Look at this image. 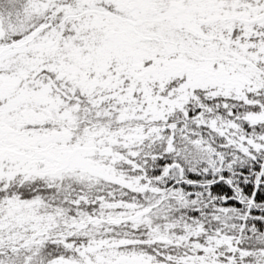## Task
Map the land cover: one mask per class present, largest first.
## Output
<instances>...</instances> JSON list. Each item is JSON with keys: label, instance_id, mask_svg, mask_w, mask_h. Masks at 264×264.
Listing matches in <instances>:
<instances>
[{"label": "snow or ice", "instance_id": "obj_1", "mask_svg": "<svg viewBox=\"0 0 264 264\" xmlns=\"http://www.w3.org/2000/svg\"><path fill=\"white\" fill-rule=\"evenodd\" d=\"M0 264H264V0H0Z\"/></svg>", "mask_w": 264, "mask_h": 264}]
</instances>
